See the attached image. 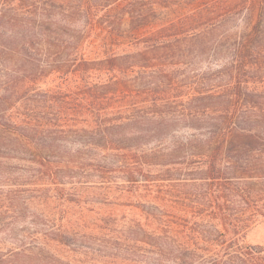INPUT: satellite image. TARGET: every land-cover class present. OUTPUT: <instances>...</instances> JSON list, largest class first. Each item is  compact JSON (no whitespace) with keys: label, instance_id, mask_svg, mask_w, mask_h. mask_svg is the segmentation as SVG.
Returning <instances> with one entry per match:
<instances>
[{"label":"trees","instance_id":"1","mask_svg":"<svg viewBox=\"0 0 264 264\" xmlns=\"http://www.w3.org/2000/svg\"><path fill=\"white\" fill-rule=\"evenodd\" d=\"M174 1L0 0V264H264L244 242L264 219V0L83 56L99 24L148 26ZM87 203L129 211L53 216Z\"/></svg>","mask_w":264,"mask_h":264},{"label":"rangeland","instance_id":"2","mask_svg":"<svg viewBox=\"0 0 264 264\" xmlns=\"http://www.w3.org/2000/svg\"><path fill=\"white\" fill-rule=\"evenodd\" d=\"M181 1L182 0H176L172 2V4H170L168 7H159L158 20L148 26L132 29L129 26L128 18H125L120 31L112 32L106 26L99 24L97 28L90 32L89 37L85 41L83 46V56L87 59L102 58L112 53H120L129 50L132 46V42H134L136 38L146 34L150 30L155 29L162 22L170 20L177 15L186 12L190 8L196 7V5H201L205 2H210L211 0H196L194 1V3H192L191 6ZM57 86L66 88V83H64L62 79L55 76L48 77L45 82L42 83V87L46 89L56 88ZM16 168L17 170L13 173L12 176L18 178L19 175L21 177H26L28 175V173L25 171L19 173V170H23L21 164H17ZM32 206V210H35L36 212H39L41 209L45 210L47 208L45 205L37 204L35 202L32 204ZM53 206L55 207L56 203L52 204L51 207L53 208ZM65 206L66 205L64 204L55 208L53 216L56 220H61L64 217L76 220L81 215H83V217L88 220L89 218L96 215V211L108 212L115 210V213L129 211L125 207H113L100 204L92 205L90 203H87L84 208H81L82 210L79 209L78 206L73 204H69V208ZM88 208H93V210H90ZM64 209L66 211H64ZM51 212L53 213V209H51ZM244 242L248 244H264V219L256 221L244 232ZM61 253L64 256H68V252L65 250H61ZM69 257H71V254L69 255Z\"/></svg>","mask_w":264,"mask_h":264}]
</instances>
